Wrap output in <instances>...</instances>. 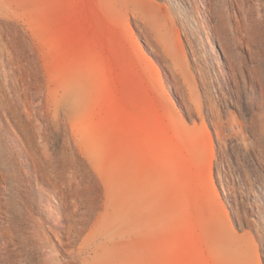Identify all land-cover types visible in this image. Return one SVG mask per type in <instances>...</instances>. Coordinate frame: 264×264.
<instances>
[{"label": "rangeland", "instance_id": "rangeland-1", "mask_svg": "<svg viewBox=\"0 0 264 264\" xmlns=\"http://www.w3.org/2000/svg\"><path fill=\"white\" fill-rule=\"evenodd\" d=\"M259 1L0 0V264H264Z\"/></svg>", "mask_w": 264, "mask_h": 264}, {"label": "bare ground", "instance_id": "bare-ground-1", "mask_svg": "<svg viewBox=\"0 0 264 264\" xmlns=\"http://www.w3.org/2000/svg\"><path fill=\"white\" fill-rule=\"evenodd\" d=\"M259 0H257V2H258ZM259 2H261V1H259ZM258 2V3H259ZM7 117V116H6ZM9 118V117H8ZM2 120V119H1ZM3 121V120H2ZM2 124H4V122L2 123ZM0 125H1V123H0ZM5 131L4 130H1V131H4L3 133L5 134V141H6V145H7V147H4V149H5V153H3L4 154V156H3V165H1L2 166V171H3V174H4V176H6V178H8L9 176H10V122L6 119L5 120ZM1 129V128H0ZM2 134V133H1ZM0 134V135H1ZM12 134V133H11ZM2 136V135H1ZM3 138V139H4ZM1 139V138H0ZM2 140V139H1ZM0 144H1V142H0ZM3 144V143H2ZM2 144H1V146H2ZM0 146V147H1ZM4 146V145H3ZM1 156V155H0ZM2 157V156H1ZM2 163V162H1ZM9 180V179H8Z\"/></svg>", "mask_w": 264, "mask_h": 264}]
</instances>
